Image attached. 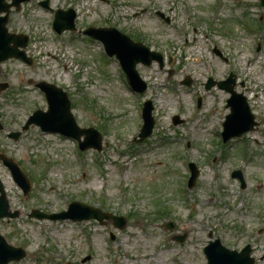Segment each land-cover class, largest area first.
<instances>
[{
	"label": "rangeland",
	"instance_id": "rangeland-1",
	"mask_svg": "<svg viewBox=\"0 0 264 264\" xmlns=\"http://www.w3.org/2000/svg\"><path fill=\"white\" fill-rule=\"evenodd\" d=\"M41 1L11 8L6 23L9 32L28 36L32 64L13 58L0 64V83L7 84L0 91V154L31 181L23 195L0 161L9 209L18 212L0 219V234L25 251L8 264H206L209 233L229 249L249 244L254 264H264V8L258 0H47L49 9ZM59 8L75 11L74 31L52 30ZM87 26L115 27L162 53V68L137 65L148 85L143 94L131 91L99 41L82 34ZM230 72L258 126L223 145L228 94L204 85ZM185 77L188 87L181 84ZM40 81L67 93L77 125L101 133V151H80L76 141L34 125L22 129L33 110L46 109L34 87ZM146 99L154 126L135 143ZM174 115L180 123H172ZM15 131L17 139L7 136ZM188 162L199 172L190 189ZM235 169L244 188L230 176ZM74 200L124 216L125 227L28 217ZM184 234L182 242L173 239Z\"/></svg>",
	"mask_w": 264,
	"mask_h": 264
},
{
	"label": "water",
	"instance_id": "water-1",
	"mask_svg": "<svg viewBox=\"0 0 264 264\" xmlns=\"http://www.w3.org/2000/svg\"><path fill=\"white\" fill-rule=\"evenodd\" d=\"M22 1L27 0H12L11 3H7L5 0H0V13L4 12V15H0V62L14 57L19 58L28 64L31 63V59L25 55L23 50L27 45V37L25 35L9 33L5 27L10 6L14 5L18 8ZM42 4L45 6L47 5L46 2H43ZM261 4L264 5V0H261ZM74 18L75 14L72 9L57 10L53 27L58 32H61L64 29H73ZM84 33L100 40L108 55H115L126 74L128 84L135 92H143L145 90L146 85L137 73L136 64L141 62L145 65H149L153 59L160 61L161 57L158 54L150 52L142 43L132 41L113 27H88L84 30ZM229 82H231L230 78L227 82L218 83L219 87L228 90L232 94L228 103L231 112L226 116V120L223 124L224 131L222 132V136L224 140H227L233 135L242 134L244 131L251 129L253 125V117L249 113L244 98L241 94H235L232 92L231 87L228 86ZM187 84H189V81H187ZM211 84L212 83L210 82L207 85V88H209ZM6 86V84L0 83V90L4 89ZM38 86L46 94L48 110L46 112L41 110L34 111L32 115L29 116L23 129H26L30 123H34L45 131H58L65 135L73 136L76 139H79L80 136L83 135L84 140L80 142V148L82 150L88 147H93L99 150L101 143L100 134L93 128H80L77 126L70 112V102L66 93L62 92L61 89L44 82H40ZM151 110V103L146 101L143 107L144 123L139 134V140L143 139L151 132L153 126ZM176 118L177 117L173 118L174 123L177 122ZM0 129H2L1 124ZM9 136L16 139L19 136V132L11 133ZM0 159L10 169L13 179L21 187L24 194L27 193L30 185L21 169L15 162L3 154H0ZM191 170L192 175L189 181L190 185L193 184L196 177V170L193 165H191ZM232 176L241 178V173L239 171H233ZM29 215L37 218H69L72 220L95 218L98 221H101L105 218L112 219L113 224L118 228H122L125 225V219L123 217H115L111 214L103 213L97 208L75 201L69 205L67 211L44 214L38 210H33ZM4 216L13 218L17 216V212L12 213L8 211V203L5 199L3 185L0 181V218ZM249 251L248 246L241 250L240 253L230 251L221 246L218 240L210 242L204 249L208 264H252L253 259L249 257ZM23 255L24 251L21 248L9 245L0 235V264H6L10 260H18Z\"/></svg>",
	"mask_w": 264,
	"mask_h": 264
}]
</instances>
